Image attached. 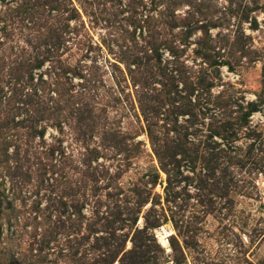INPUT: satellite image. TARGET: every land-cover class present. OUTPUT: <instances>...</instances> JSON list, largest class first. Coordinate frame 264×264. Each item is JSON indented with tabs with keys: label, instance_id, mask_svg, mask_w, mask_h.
Returning <instances> with one entry per match:
<instances>
[{
	"label": "trees",
	"instance_id": "obj_1",
	"mask_svg": "<svg viewBox=\"0 0 264 264\" xmlns=\"http://www.w3.org/2000/svg\"><path fill=\"white\" fill-rule=\"evenodd\" d=\"M263 11V0H0V264H160L155 230L171 224L179 254V240L253 197L264 75L248 100L223 68L263 59L252 34ZM100 15L112 33L85 43Z\"/></svg>",
	"mask_w": 264,
	"mask_h": 264
},
{
	"label": "rangeland",
	"instance_id": "obj_2",
	"mask_svg": "<svg viewBox=\"0 0 264 264\" xmlns=\"http://www.w3.org/2000/svg\"><path fill=\"white\" fill-rule=\"evenodd\" d=\"M223 2V0H220ZM264 2V0H263ZM99 16V23L86 21V28L81 31V37L85 40V43L92 42V44H100L103 39H106L109 34L112 33V28H108L105 24L106 17ZM259 20L261 23V30L258 32H252L255 38V46L258 47L264 53V11L259 14ZM16 32L20 33L18 28ZM2 33V30L0 29ZM250 33V30H248ZM0 33V36H1ZM17 35V34H16ZM4 36V35H2ZM11 37L7 39L10 44L16 43L21 39L20 44H24L23 38ZM84 42V41H83ZM84 45V44H83ZM80 47V46H78ZM77 46L73 48L75 58L73 62L79 60L86 50L77 49ZM104 55L107 54L103 50ZM99 53H91V55H98ZM112 58L111 55L107 54ZM99 59L103 61V58L99 56ZM191 62V61H190ZM224 74L227 80L233 81L237 84L238 88H243L246 91V97L248 100H254L255 94L261 90V81L264 75V56L263 59L257 61L256 64H252L247 69H238L235 72H228L227 67L223 68ZM111 82V80H109ZM264 120L260 114L255 116V122ZM123 126H130L128 119L123 121ZM147 141L146 137L141 138ZM149 147V145H148ZM151 157H146L138 163L139 166L145 167L152 162ZM133 177V174H129L127 179ZM259 184V191H256L253 197H239L233 215H230L225 220L222 215H213L209 217L205 223L201 225L203 230L195 239L187 240V243L183 239L179 240L181 252L176 254L172 251L170 246V237L175 234V231L171 224H166L162 228L155 230L158 243L166 249V259L161 261L160 264H264V179L260 177L257 180ZM158 191H162L158 188ZM147 210V209H145ZM224 209L223 212H226ZM227 213V212H226ZM140 226H143V220L141 219ZM167 231L168 235V249L162 245L159 239V232ZM132 247L131 243H128V249ZM169 250V251H168ZM176 256V257H175Z\"/></svg>",
	"mask_w": 264,
	"mask_h": 264
},
{
	"label": "bare ground",
	"instance_id": "obj_3",
	"mask_svg": "<svg viewBox=\"0 0 264 264\" xmlns=\"http://www.w3.org/2000/svg\"><path fill=\"white\" fill-rule=\"evenodd\" d=\"M168 235H170L166 230L165 231H163V230H161L160 232H159V239H160V242L162 243V245L164 246V247H166L167 249L169 248L168 247V242H167V236ZM169 251V250H168Z\"/></svg>",
	"mask_w": 264,
	"mask_h": 264
},
{
	"label": "water",
	"instance_id": "obj_4",
	"mask_svg": "<svg viewBox=\"0 0 264 264\" xmlns=\"http://www.w3.org/2000/svg\"><path fill=\"white\" fill-rule=\"evenodd\" d=\"M167 242H168V240H167ZM169 243V242H168Z\"/></svg>",
	"mask_w": 264,
	"mask_h": 264
}]
</instances>
